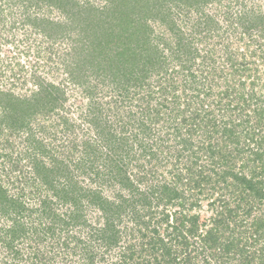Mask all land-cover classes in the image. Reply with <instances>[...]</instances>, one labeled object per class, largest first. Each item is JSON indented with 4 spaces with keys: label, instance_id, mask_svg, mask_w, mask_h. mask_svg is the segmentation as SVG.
Instances as JSON below:
<instances>
[{
    "label": "trees",
    "instance_id": "obj_1",
    "mask_svg": "<svg viewBox=\"0 0 264 264\" xmlns=\"http://www.w3.org/2000/svg\"><path fill=\"white\" fill-rule=\"evenodd\" d=\"M45 1L48 5L62 8L69 22L54 23L41 19L35 20L34 26L48 33V37L55 36L50 33L51 30L63 34L71 31L81 33L78 36L81 40H77L78 45L70 54L73 57L72 64L67 68L70 81L76 83L82 76L90 78L88 71L91 70L96 76L108 78L112 84L109 95H117L122 101L131 102L138 96L134 101L145 106L140 110L141 120L136 119V133L118 135L99 110V103L95 99L91 101L90 106L94 109H89L87 120L93 128L94 138L87 142L82 158L75 164L82 175L88 177L92 186L79 185L72 180L74 175L68 169L54 171L53 167L48 168L42 161L32 158L30 162L34 178L37 177L35 180L45 187L49 186L47 192L53 193L52 197L41 198L39 207L32 208L6 195L7 189L1 180L7 176L9 183L11 171L0 172V175H5L0 178V213H3L2 216L8 214L11 222L5 228L4 236L0 235V244L4 245L7 255L12 253L11 245L16 238L27 235L28 229L40 231L36 236L38 241L45 238V234L56 233L57 229L59 233L66 231L72 234L69 228L83 225L84 228L89 227V238L93 244L85 245V248L89 246L91 252L97 246L104 249L103 253L111 254L107 264H264V212L252 223L251 245L246 241L242 243L243 237H235L238 228L245 227L237 221L239 210L242 209L244 215L249 217L256 200L264 205V130L252 133L250 140L255 147L239 146L229 151L221 148L216 152L214 135L219 132L217 124L204 117L196 121L195 116H200L198 110H194L192 117L187 120L179 121L180 111L170 109L173 118L164 126L163 140L156 137L157 130L154 129L155 124H159L163 118L152 112H158L157 106L165 108V105L162 102L155 103L154 111L150 107L153 104L150 98L155 90H165L167 87L163 82L173 83L176 76L183 72L169 68V62L177 60L179 49L187 45V42L182 43L183 38H178L177 49L169 47L167 43L163 45L160 37L168 36H155L151 24L169 25L171 37H188L175 23L174 11L199 13L217 0H102V6L87 4L82 8L73 0ZM202 14L198 26L218 27L215 18ZM236 20L246 32L256 31L255 35L250 32L247 34L253 43L255 36L264 38V14H244L237 16ZM194 33L191 32L190 36ZM155 37L159 39L155 40ZM255 54L251 53L250 58L253 59ZM207 56L212 58V55ZM185 57L184 63H177L184 71L188 69L190 51ZM250 58L248 60L243 51L234 56L230 53L226 55L229 69L226 71L231 73L234 81L239 74L249 71L248 68L253 64ZM206 67H200L202 73L214 75L216 82L220 81L219 78L223 79L225 70L221 74L219 70L209 69L207 72ZM173 70L175 78L170 77ZM238 83L244 85L242 81ZM63 88V85L54 83L40 85L39 91L29 100H18L6 95L10 98L3 100L6 109H3L4 114L0 119V130L30 133L28 122L32 115L49 113L58 106L65 93ZM132 88H136V91ZM226 89L229 90V87ZM227 93L225 91L221 95L228 99ZM156 94H160L158 90ZM255 115L260 117L255 122V128L263 126L261 116L264 115V109L255 112ZM223 129L229 130L227 126ZM251 130H254L253 124ZM193 135L201 138L197 146L192 141ZM258 135L262 137L257 138ZM172 137L176 139L177 150L174 154L163 155L162 151L170 147L168 142ZM34 141L37 142L36 149H42V141ZM159 154L163 155L167 164L177 167L176 171L170 173L172 180L165 178L162 181L159 178L161 163H155ZM48 158H51L49 154ZM11 164L13 169L18 170L16 161ZM60 175L64 181L57 190L54 184ZM103 187L108 188L111 196L104 193ZM203 197L210 200V207L221 202L217 208L219 210L212 208L210 217L205 221L200 211ZM58 206H64L69 211L59 215L56 212ZM88 209L98 215L97 223H102H87L84 212ZM34 216L47 220L46 227H30L33 223L30 226L25 223V219ZM128 223L138 230L139 236L134 229L131 232L134 239L138 238V243H125L123 246L120 239L126 235ZM79 237L80 234L72 236L79 242L77 245L83 243ZM44 251L42 249L41 252L46 259ZM88 254L87 251L88 262L84 264H95V253ZM34 258L43 261L37 255ZM100 260L106 261V258Z\"/></svg>",
    "mask_w": 264,
    "mask_h": 264
},
{
    "label": "rangeland",
    "instance_id": "obj_2",
    "mask_svg": "<svg viewBox=\"0 0 264 264\" xmlns=\"http://www.w3.org/2000/svg\"><path fill=\"white\" fill-rule=\"evenodd\" d=\"M73 1L81 8L87 4L94 7L103 5L102 0ZM201 10L205 15L215 18L218 21V27L212 25V27L206 28L204 24L198 26V21L202 20V12L186 14V11L183 10L174 11L173 18L180 29L182 28L186 35H189L188 37H171L168 30L169 25L166 27L159 23L151 24L155 36L161 34L168 36L160 37V39L155 37V40L159 39L163 45L167 43L169 47L177 49L178 38H183L182 43L187 42L186 47L179 49V58L172 63L169 62V68L183 72L178 76L172 75L175 70L170 72V77L174 76L173 78H175L176 76L173 83L164 81L163 85L167 88L163 91L157 89L160 94H156L157 90H155L153 97L150 98L153 103L150 107L153 111L156 109L155 103L162 102L165 105V108L157 106L158 112H152V114L163 118L159 124L154 126V129L157 130L156 137L165 139L164 126L173 118L170 116V109L180 111L178 113L179 121L187 120L192 117L191 113L194 110H198L200 116L199 114L195 116L196 121L204 117L211 123L217 124L216 128L219 132L218 135H214L216 152H219L221 148L229 151L231 148L239 146L249 147L251 145L250 147H255L250 140L252 133L264 130V115L261 116L263 126L255 128V122L260 118L255 115V112L264 109V64L262 63L264 61V38L255 36L253 43L247 34L250 32L251 35H255L256 31L246 32L240 26L239 20L236 19L237 16L244 14L251 15L256 12L264 14V0H220L219 3L217 0ZM41 19L54 23L69 22L62 8H58L57 5H48L45 0H0V92L2 94L0 95V101L2 100L0 102V119L4 114L3 109H6L3 100L7 101L10 98L6 95H12L18 100H29L39 91L40 85L48 83L63 85L65 91L62 102H59V105L52 111L32 115L28 122L30 133L28 131L0 130V172L11 171L9 183L8 177L2 174L5 176L1 181L4 188L7 189L6 195L32 208L39 207L41 198L52 197L53 194L52 191L47 192L46 189L49 186L45 187L35 180L37 177L34 178L30 162L32 158L42 161L48 168L53 167L54 171L68 169L74 175L72 180L77 181L79 185L92 186L88 177L83 176L81 170L77 169L79 166L75 164L79 158H82L81 154L85 150L83 148L87 142L94 138L93 128L87 120L89 109H94L92 105L90 106L92 100L95 99V102L99 103V110L114 129V133L118 135L136 133V119L141 120L140 110L145 106L137 100L134 101L138 96L131 102V100L122 101L117 95H109L108 90L111 91L112 84L108 78L96 76L91 70L88 71L90 78L85 79V76H82L76 83L71 82L67 68L72 64L73 57L71 58L70 54L77 47V40H81V37H78L81 33L80 31L78 33L71 31L63 34L51 30L50 33L55 36L48 37V33L33 24ZM40 27L42 26L40 25ZM191 32H195L192 37L190 36ZM188 51H190V59L187 58L189 60L188 71H184L183 67H179L177 63H184L185 54ZM242 51L248 56V60L251 53L255 52L256 54L253 59L250 58L253 64L248 68L249 71L239 74L234 81L231 73L227 72L229 69L226 66L225 58L228 53L234 56ZM207 55H212V58ZM202 65H207V72L209 69L211 71L219 70L221 74V71L225 70V75H222L223 79L219 78L220 81L216 82L213 79L214 75L202 73L200 69ZM238 81H242L244 85H240ZM227 87L229 90L226 89ZM132 90L136 91V88H132ZM225 91L228 92L227 95L229 94L228 99L221 95ZM164 95L167 97H163ZM11 101L15 102L14 99ZM186 102L190 105H186ZM130 105H132L131 108ZM130 109L132 110L130 111ZM248 117H251L249 121H247ZM221 121L226 125H223ZM252 124L254 130H251ZM225 126L231 132L225 131L223 129ZM260 137L262 135L257 136V138ZM37 139L42 141L44 145L42 149H36L37 142L34 140ZM200 139L198 135L192 136V141L196 143V146L201 141ZM175 141L174 137L169 140L170 147L163 149V155L174 154L177 150ZM163 146H165L164 143ZM40 151L42 152L40 153ZM48 154L51 158H48ZM163 155L159 154L155 159V163H161L159 178L162 181L165 178L172 180L170 173L173 170L176 171L177 167L167 164L162 158ZM18 160L20 161L18 162ZM15 161L18 163V170L11 167V162ZM63 181V177L60 175L59 180L54 184L57 190L62 187ZM103 190L104 193L111 196L108 188L103 187ZM208 202L210 200L207 198L202 201L200 211L203 221L210 217L212 208L219 210L217 208L221 206L220 202L210 207ZM67 211L69 210L64 206L56 207V212L59 215H65ZM263 212L264 205H261L258 200L255 201L249 217L244 215L243 210L240 209L237 221L242 222L245 227H239L235 237H243L242 243L246 241L249 243L248 245H251L252 223L260 218ZM2 214L1 212L0 235L4 236V230L11 225V222L8 214L6 216H2ZM84 214L90 225L102 223V221L97 223L98 215L90 209L86 210ZM25 223L29 226L33 223V226L30 227L41 226L43 228L46 227L47 220L34 216L32 219H25ZM127 225L128 231L120 239V243H123V246L125 243L137 244L138 238L134 239L131 232L134 229L136 235L139 236L138 230H135L132 223ZM203 228L201 227V229ZM59 231L57 229L56 233L45 234V238L37 241L36 236L40 234V231L28 229L27 235L24 234L16 238L11 245L12 253L9 255L4 250V245L0 244V264H84L88 262L87 251L89 254L95 253L93 255L95 264H107V259L111 260L112 255L107 252L103 253L104 249L96 246L90 252L89 246L88 249L85 248V245L93 246L89 238L88 226L85 228L83 225L71 227L69 233L72 234H68L66 231L59 233ZM74 234L77 236L80 234L79 238L83 239V243L80 242L77 245L79 242L72 238ZM63 239H65V243ZM221 241L224 239L221 238ZM196 242L198 243V241ZM42 249L46 250V252L44 251L47 254L46 259L43 258ZM34 255L43 261L40 262L34 258ZM102 257H105L106 261H101Z\"/></svg>",
    "mask_w": 264,
    "mask_h": 264
}]
</instances>
